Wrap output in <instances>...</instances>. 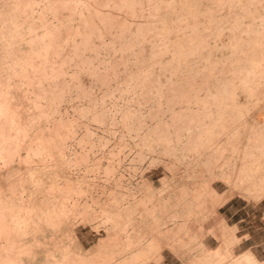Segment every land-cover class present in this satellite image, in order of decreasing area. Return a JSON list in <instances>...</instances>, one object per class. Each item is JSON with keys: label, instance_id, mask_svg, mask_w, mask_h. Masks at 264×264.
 Masks as SVG:
<instances>
[{"label": "bare ground", "instance_id": "obj_1", "mask_svg": "<svg viewBox=\"0 0 264 264\" xmlns=\"http://www.w3.org/2000/svg\"><path fill=\"white\" fill-rule=\"evenodd\" d=\"M198 1L0 0V172L14 164L26 168L28 177L21 181L22 192L16 193L17 198L21 199L26 194L33 196L39 182L31 165L44 153L46 144L51 145L31 142L32 131L44 123L55 121L57 124V120L74 128L72 137L75 138L76 148L72 155L74 161L70 163L83 169L88 165L91 152H95L99 146L93 145L88 150L84 139L76 138L75 135L81 126H85L87 134L91 135L85 122L92 120L99 128L110 125L119 129L123 126L125 132L122 133L126 134H120L121 140L126 136L132 140V134H136L135 138L139 139V143H135L137 148L143 147V151H147L144 156L147 153H158L160 158H175L179 164V161L188 160L194 155L195 159H199L197 163L202 160L206 167H211L213 163L203 159L214 149L221 153V149L235 143L237 145L231 147L230 159L223 158L220 162V157L216 161L218 171L208 168L209 185L201 192L209 195L216 207L235 197L256 203L263 199L264 124L256 128L247 127L245 132L251 133L248 139L231 136L224 120L232 118L233 112L226 111L227 107L223 105L220 95L209 94L205 99L199 100L198 95L193 93L194 89L186 90L184 79L179 78L186 76L187 65L193 63L191 60L197 53L196 49L191 48L194 43L207 42L216 35L217 38L221 37L223 28L232 19L241 17L236 16L235 8L241 10L242 14H248L261 8L264 0H207L212 5H228L231 8L229 14L235 15L221 19L213 34L190 23L194 18L193 12L198 9V4L194 2ZM177 14L179 16L174 17ZM118 16L121 24L117 22ZM173 18L174 21L169 22ZM168 23L174 24L169 32ZM189 31L192 32L191 37H187ZM235 31L239 37L232 36L233 39L243 42V38L252 32H264V21L261 31L241 21L235 25ZM173 33L181 34L184 38L172 42L169 37ZM187 48L189 49L186 51ZM168 55L171 56V62L163 66L162 59ZM57 66L58 72L54 78L52 74ZM206 68L200 72L210 79L211 75L205 73ZM64 69L73 72L70 77H74L76 81L74 91L71 89V81L68 83L63 80L60 83L57 80L64 77ZM217 70L214 69L218 75L220 72L217 73ZM191 74L195 78L199 73L191 71ZM88 78L90 83L86 80ZM32 87H35L33 93ZM104 88L111 90L110 93L102 96L95 93ZM72 92L76 93L75 98ZM115 92L119 98L115 97ZM22 93L24 96L29 95L27 103L33 106L34 112L27 114V124L24 126L19 121L18 113ZM231 94L232 99L235 98L233 89ZM73 100L83 104L74 107ZM109 102L112 104L111 108L108 107ZM97 109L100 111L94 113ZM135 127L138 129L135 130ZM217 133L219 138L215 139ZM221 142H224L223 145H220ZM106 145L109 146L110 143ZM110 154L114 155L112 152ZM137 155L140 157L139 161L148 159L141 157L142 154ZM195 159L194 165L197 164ZM156 161L153 158L148 163L152 165ZM109 173L107 171L106 175ZM214 182H222L228 188L225 196L216 195L212 186ZM143 185L145 187V183ZM188 190L191 192V189ZM70 193L68 198L62 199L60 208L56 207L46 214L28 207L27 202H23L22 206L19 204L9 208L10 201L3 200V193H0V235L26 238L41 230L54 228L57 215L67 214V203L74 201V205H69L73 206L69 211L72 214L82 196L81 189L73 195ZM132 197H122L128 204L127 210L132 209ZM120 211L121 207H105L101 211V217L112 221ZM190 214L192 213L188 212L186 215ZM158 216L166 221L163 220L166 215L159 214L156 206L140 214V218ZM228 255L229 252H226L221 256L224 259ZM248 260L250 264H256L251 256ZM83 264L97 263L88 259Z\"/></svg>", "mask_w": 264, "mask_h": 264}, {"label": "rangeland", "instance_id": "obj_2", "mask_svg": "<svg viewBox=\"0 0 264 264\" xmlns=\"http://www.w3.org/2000/svg\"><path fill=\"white\" fill-rule=\"evenodd\" d=\"M117 22L122 23L120 18ZM57 70L58 66L52 77L56 78ZM136 70L135 68L134 71ZM65 71L64 69V77L57 80L60 83L63 80L68 83L71 81V89L74 91L76 81L74 77H70L73 72ZM86 80L90 81L89 78ZM34 91L35 87H32V93ZM110 91L104 88L96 90L95 93L102 96ZM75 94L72 92L73 96ZM28 96H24V93L20 95L22 101L18 113L23 126L27 124V114L34 113L33 106L27 103ZM115 97L119 98L117 92ZM82 104L73 100L72 106L78 107ZM249 104L251 105L252 101ZM108 107H112L110 102ZM98 111L100 109L94 113ZM71 113L73 115L74 111ZM142 113L145 114L146 111ZM224 122L226 123V119ZM56 123H44L30 135L31 142L51 143L50 146L46 144L44 153L31 165L39 182L33 198L27 194L22 195L21 199L16 196L17 192H22L21 181L28 177L26 168L17 164L0 172V193H3V200L10 201L9 208L19 204L22 206L23 202H27L28 207L39 209L45 214L56 207L60 208L62 199L68 198L70 189L72 195L81 189L82 196L72 214L69 211L73 206L69 205H74V201L67 203V214L57 215L54 228L50 230H41L36 235L18 239L0 235V264H83V261L88 259H93L97 264H250L249 256L258 264L255 247L257 234H261L257 228L261 209L259 210L256 202L235 197L216 207L211 197L201 192L209 185L208 168L218 171L216 161L220 157V162L223 158H231V147L237 144H229L230 146L221 149V153L214 149L206 156L203 160L212 162L211 167H206L202 160L197 163L199 159H195L194 155L188 160L179 161V164L175 158H160L158 153H147L144 156L147 151H143V147L137 148L139 139L135 138L136 134H132V140L128 136L123 138L124 140L120 139L122 134H126L122 133L125 132L123 126H119V129L110 125L99 128L92 120H88L85 124L90 128L88 131L91 135L87 134L85 126H81L75 136L84 139L88 150H91L93 145L99 148L91 152L88 165L82 169L70 163L74 161L72 155L73 149L76 148L75 138L72 137L74 128L61 124L58 120ZM229 123L231 122L226 124ZM245 129L229 127L231 136H237L238 139L243 136L248 139L251 136ZM114 132H117L116 135ZM218 138L217 133L215 139ZM108 140H111L110 145ZM137 153L148 159L144 160L145 162L139 161ZM102 157L104 159L100 160ZM153 158L157 161L150 165L148 162ZM194 159L197 163L195 165ZM174 167L177 170H174ZM107 171L110 173L106 175ZM212 186L218 197L227 194L228 189L222 182H214ZM188 189H191L192 193ZM124 195H133L131 210L126 209L128 204L122 198ZM151 205L158 208L159 214L166 215L163 220L167 222L162 221L159 216L140 218V214L153 209ZM110 206L121 207V211L114 220L107 221L105 217H101V211ZM185 210L192 214L186 215L188 212ZM235 234H251V237L244 245L236 248L235 245L240 239ZM226 252H229V255L223 259L221 255Z\"/></svg>", "mask_w": 264, "mask_h": 264}, {"label": "crops", "instance_id": "obj_3", "mask_svg": "<svg viewBox=\"0 0 264 264\" xmlns=\"http://www.w3.org/2000/svg\"><path fill=\"white\" fill-rule=\"evenodd\" d=\"M194 4H198V9L193 12L194 18L190 23L199 26L200 30H205L208 34L215 33L219 21L224 17L228 15L235 17L233 13L229 14L231 8L228 5H212L207 0H199ZM234 12L236 16L241 17L232 19L231 23L223 28L221 37L217 38L216 35L207 42H196L191 46V48L196 49V56L191 60L193 63L187 65L186 76L179 79H184L186 90L194 89L193 93L198 95L199 100L205 99L209 94L220 95L223 105L227 107L226 111L233 112L232 118H226V123H232L226 124L227 127L256 128L260 124H264V32L261 31V25L264 21V4L257 11L248 14H242L238 8H235ZM176 16L179 14L174 17ZM170 21H174V18ZM239 21L245 25H252L261 33L252 32L243 38V42L235 41L232 36L239 37L235 31V25ZM173 26L174 24L168 23L167 31L169 32ZM206 33L205 35H207ZM191 34V31L187 32V37H191ZM169 38L174 42L184 37L181 34L173 33ZM170 62V55L162 59L163 66ZM205 67H207L205 73L211 75L210 79L200 72ZM215 67L218 69L217 73L220 72L218 75L215 74ZM191 71L199 74L194 78ZM173 80L176 79L173 78ZM232 89L236 93L233 94L235 97L233 99ZM251 101L252 104L250 105ZM199 110L201 111L202 108ZM241 138L244 139L246 136ZM256 204L259 210L261 209L257 226L258 233L261 234H257L256 238V260L258 264H264V197ZM237 225L240 227L239 224ZM235 236L240 239L235 245L237 248L244 245L250 239L251 234H235ZM233 240L234 237H232ZM236 241L238 240L236 239ZM248 253L252 254L251 252Z\"/></svg>", "mask_w": 264, "mask_h": 264}]
</instances>
